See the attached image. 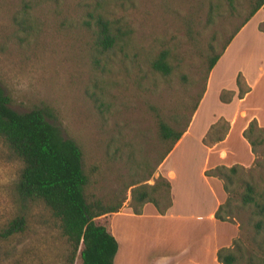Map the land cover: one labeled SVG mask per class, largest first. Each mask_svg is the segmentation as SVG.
<instances>
[{
	"label": "rangeland",
	"instance_id": "374dc122",
	"mask_svg": "<svg viewBox=\"0 0 264 264\" xmlns=\"http://www.w3.org/2000/svg\"><path fill=\"white\" fill-rule=\"evenodd\" d=\"M252 2L0 0V87L12 110H42L48 114L47 122L79 147L88 179L83 192L86 201L99 199L111 206L121 203L132 210L129 185L157 182L158 191L162 189L158 161L168 143H161L157 123L186 131L192 108L206 88L207 59L223 55L221 47L247 17ZM259 10L263 20L255 31L264 35V6ZM98 17L107 21L116 35L117 42L109 50L94 44ZM250 32L253 36V25L245 33ZM248 38L227 51L214 73L209 91L213 98L199 124L215 117L212 110L218 104L225 107L234 96L238 98V75L242 89H249L247 79L258 64L263 67L264 37ZM161 51L166 53L170 68L164 76L150 66ZM260 89L257 87L251 97L256 98ZM241 118L232 136L237 135ZM219 121V130L208 129L204 136L208 132L210 137L225 135L228 123L223 118ZM183 149L171 165L179 170L178 165L187 164L190 180V175L196 177L202 160L197 152L192 158L191 148ZM252 159L249 166H232L244 170L239 174L243 180L252 169L251 175L260 183L264 149L257 148ZM20 169V162L0 142V229L20 215L25 220L23 232L0 240V264H68L69 248L57 221L41 204L17 196ZM231 189L232 212L223 224V233L231 234V239L222 248L230 247L236 239L246 243L251 235L249 214L238 207L242 187L235 183ZM183 193L187 197L190 190ZM222 194L224 202L226 195ZM152 196L163 205L158 193ZM164 225V220L121 217L114 221L119 232ZM72 264H79L76 257Z\"/></svg>",
	"mask_w": 264,
	"mask_h": 264
},
{
	"label": "trees",
	"instance_id": "16d2710c",
	"mask_svg": "<svg viewBox=\"0 0 264 264\" xmlns=\"http://www.w3.org/2000/svg\"><path fill=\"white\" fill-rule=\"evenodd\" d=\"M262 6L264 0H253L247 17L226 40L221 51ZM95 25V46L101 50L111 49L116 44L117 38L112 33L110 25L99 17L95 20ZM219 56L218 53L207 59L205 79ZM150 66L153 71L163 76L170 71L167 55L163 51ZM239 77L238 75L236 85L240 99L249 89H242ZM195 108L196 104L192 112ZM47 115L40 109L25 113L12 110L8 98L0 87V142L21 164L15 192L24 202L41 204L57 221L60 234L69 248L68 264H72L75 257L79 264H112L117 243L109 230V218L112 213L118 212L121 203L111 206L103 204L99 199L85 200L83 192L88 179L82 169L81 151L72 140L63 138L57 127L47 122ZM221 123L218 120L209 131L215 128L214 131L217 132L219 130L217 127ZM157 128L161 143H168L159 158V164L184 131H176L162 121L157 123ZM227 129L226 124L224 131L226 132ZM209 134L208 132L202 139L203 144L210 140ZM223 136H212L210 142L221 141ZM241 136L253 156L257 154V148L264 149V128L259 127L254 120L247 124ZM256 166L260 168L261 164L257 162ZM242 171L244 170L237 166L227 168L216 166L204 172L205 176L215 177L221 181L226 195L224 202L215 210L214 219L224 222L231 216V186L239 183L242 191L238 197V207L248 212L251 227V235L246 243L236 239L231 242L230 247L217 250L218 264H264V173H261L262 177L258 183L251 175L252 169L248 172L247 180L239 177ZM158 181L162 186L159 191L157 182L152 186L145 184L128 186V188L132 187L129 191L130 201L133 204L132 214L139 215L140 207L145 203H151L159 215L170 206L169 184L161 177ZM154 193H158L160 199L164 201L162 206H159L153 198ZM24 228L25 220L20 215L0 229V240H7L23 232Z\"/></svg>",
	"mask_w": 264,
	"mask_h": 264
},
{
	"label": "crops",
	"instance_id": "0c3cea01",
	"mask_svg": "<svg viewBox=\"0 0 264 264\" xmlns=\"http://www.w3.org/2000/svg\"><path fill=\"white\" fill-rule=\"evenodd\" d=\"M260 12L258 10L251 16L227 45L223 55L221 54L217 59L207 75L206 88L191 114L186 131L159 163V174L169 184L170 206L159 215L151 204L145 203L141 207L140 214L134 215L124 204L118 212L110 215L109 230L117 243L112 264H218L216 252L219 248L227 246L226 242L231 239V234H224V222L217 221L213 217L217 207L223 203L221 184L216 178L205 176L204 172L220 165L229 167L236 164L245 167L253 160L249 146L241 133L252 120L264 128V64L263 67L258 64L249 76L250 79H247L249 90L242 98L234 96L225 107L218 104L212 110L216 113L215 117L209 119L208 123L203 120L199 124V117H203L210 108L213 98L209 95L212 78L222 64L227 51L249 39L248 35L253 40L258 39L259 36L264 37L263 34L255 31V27L263 20L258 16ZM250 25H253V36L251 32L248 35L245 33ZM243 75L246 76L245 72ZM218 87L217 90L220 88ZM257 87L261 89L256 98H252ZM249 97H251L250 102H248ZM241 116L237 135L232 136L234 125ZM220 118L228 123V130L222 140L214 143L210 142L212 139L210 137V140L203 144L205 133ZM184 147L191 148L192 158L197 152L202 160L200 167L196 168V177L190 175V180L187 174L191 171L187 164L178 165L179 170L171 165L177 157L175 155L185 150ZM165 165L167 168H164ZM185 189L190 190L187 197L183 193ZM121 217L136 220H164L165 225L164 228L135 227L130 231L119 232L114 228V221Z\"/></svg>",
	"mask_w": 264,
	"mask_h": 264
}]
</instances>
